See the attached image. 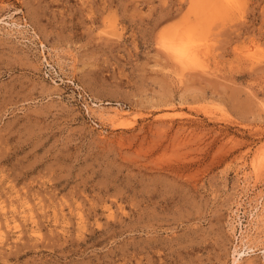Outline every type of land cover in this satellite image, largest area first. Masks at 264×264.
<instances>
[{
  "label": "rangeland",
  "instance_id": "1",
  "mask_svg": "<svg viewBox=\"0 0 264 264\" xmlns=\"http://www.w3.org/2000/svg\"><path fill=\"white\" fill-rule=\"evenodd\" d=\"M0 264H264V0H0Z\"/></svg>",
  "mask_w": 264,
  "mask_h": 264
},
{
  "label": "bare ground",
  "instance_id": "2",
  "mask_svg": "<svg viewBox=\"0 0 264 264\" xmlns=\"http://www.w3.org/2000/svg\"><path fill=\"white\" fill-rule=\"evenodd\" d=\"M171 42H172V41H170V43H171ZM173 42H174V41H173ZM173 42H172V43H173ZM176 42H177V41H176ZM168 43H169V42H168ZM170 43H169V44H170ZM177 43H179V44H177ZM177 43H173L172 46H168V47H170V50L172 51V52H170V55H171V53H172V54H173L172 57H175V58H180V57H183V58H184V57H188V56H190V55H188V56H184V55L187 54L186 51H188V52L190 51L189 49L192 47L191 44H189V43L187 42V45H190V47L188 46V47L184 48L183 45L186 46V44H181L180 42H177ZM182 43H184V42H182ZM185 43H186V42H185ZM174 44H177L178 46H177V45H174ZM186 49H187V50H186ZM168 50H169V49H168ZM191 51H192V49H191ZM191 51H190V52H191ZM190 52H189V53H190ZM181 59H182V58H181ZM177 60H180V59H177ZM104 115H105L104 112H100V113H99V116H102V117H103ZM13 222H14V221H13ZM6 225H7V224H6ZM9 226H10V225H9ZM14 226L17 227V224L14 223Z\"/></svg>",
  "mask_w": 264,
  "mask_h": 264
}]
</instances>
